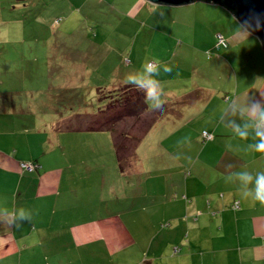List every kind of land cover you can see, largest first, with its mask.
<instances>
[{
    "label": "crops",
    "instance_id": "1",
    "mask_svg": "<svg viewBox=\"0 0 264 264\" xmlns=\"http://www.w3.org/2000/svg\"><path fill=\"white\" fill-rule=\"evenodd\" d=\"M101 2L118 6L122 16H130L136 33L125 46L118 38L115 44L99 48L93 44L90 66L85 68L82 62L75 65L78 71L74 72L90 75L97 91L108 83L104 92L125 95L127 90L122 91L129 87L130 97L124 99L131 108L132 122L129 125L118 115L114 108L118 102L113 100L95 116L84 114L105 125L102 130L106 131L100 132H110L111 146L100 154L91 148L93 153H85L86 159L67 165L52 163L44 153L20 158L17 151L0 148V210L17 214L11 224L3 221L12 217L0 216V264H77L76 247L90 251L93 245L122 256L118 264H264V205L253 206L241 199L239 182L233 176L244 171L253 176L264 172V155L249 147L256 143L254 133L242 140L235 131L247 120L242 115L247 106L264 104L261 42L219 5L203 1L182 7L156 6L146 0ZM3 3L19 8L24 25L29 3L0 0ZM32 3L38 10L42 0ZM199 15L222 18L202 52L186 48L191 43L189 36L199 31L185 37L173 32L185 25L214 26ZM33 19L42 25L46 22L42 13ZM218 34L225 37L227 47L216 46ZM52 37L44 40L49 43ZM213 52H217L216 59ZM65 54L57 51L62 59L73 56ZM110 57L120 61L106 71L103 65ZM156 61L159 75L154 79L159 81L158 92L162 89L160 99L165 103L160 110H150L151 101H145L144 91L124 81L127 75L140 73L146 62ZM216 64H225L229 82L201 83L199 76L215 74ZM164 65L172 71L164 72ZM146 116L150 124L139 136ZM113 118L115 131L105 124ZM121 134V141L138 139L130 162L124 165L115 146V137ZM5 136L0 132L1 145L6 143ZM24 162H36L40 167L29 172L21 168ZM235 202L238 209L233 208ZM20 210L30 218L20 220Z\"/></svg>",
    "mask_w": 264,
    "mask_h": 264
},
{
    "label": "rangeland",
    "instance_id": "2",
    "mask_svg": "<svg viewBox=\"0 0 264 264\" xmlns=\"http://www.w3.org/2000/svg\"><path fill=\"white\" fill-rule=\"evenodd\" d=\"M25 1L29 3L28 14L33 16L26 14L24 25L20 23L19 8L15 9L12 4H0V132L6 133V143L0 144V148L8 153L17 151L20 158L30 157L35 152L44 153L46 159L58 165L77 162L78 158L86 159L85 153L88 152L95 151L100 154L106 148V151H109L110 132H100L106 130L92 128L95 122L101 123L86 118L84 114L95 116L106 108L103 106L113 100L112 103L118 102L114 107L117 108L118 115L125 117L124 120L130 125L131 108L128 109L129 104L126 103L123 95L104 92L108 83L103 86L102 91H97L95 88L97 85L90 80V75L80 76L74 72L77 70L74 67L82 65V62L85 68L90 66L92 58L88 55L94 50L93 44L99 48L105 43L115 44L118 38L119 44L127 45L129 39L136 33L135 26L130 23L132 19L130 16H122L118 6L113 7L111 3H103L101 0H42L38 10L32 3L33 0H23V5L26 4ZM218 10L225 13L221 9ZM38 13L44 15L46 21L44 25L33 19ZM199 18L214 26L208 28L203 23L201 27L185 25L183 28H173V32L185 37L187 33L199 31L189 36L188 40L191 43H186V48L192 46L202 52L211 34L220 28L222 22H219V19L222 18L218 15H199ZM53 19L54 25H48ZM50 35L53 37L48 43L44 37L49 38ZM57 38L61 41L55 42ZM196 39H199V43L195 42ZM53 46L59 48L56 47L51 51ZM57 51L63 54L66 52L65 55H73L74 58L62 59V55H57ZM204 52L208 51L205 49ZM211 56L216 59L217 52H213ZM126 58L128 59V57L124 59ZM203 60L208 61V57ZM118 61H120L119 57H110L103 68L111 71ZM224 65L216 64V73L199 76V81L204 84L217 82L219 85L229 82ZM127 70L128 68L124 69ZM235 80L233 76L232 81ZM119 103L123 104V109ZM127 113L130 116L126 117ZM150 121L151 119L146 116L140 123L139 128L142 131L139 130V136L143 130H146ZM127 127L129 126L125 125L124 128ZM75 132L81 134H73ZM133 140L121 141L120 138L115 140L118 145L117 154L123 165L130 162L127 157L132 155L131 151L136 144L135 137ZM122 146H126L127 149ZM91 148L93 151L90 150ZM107 164L110 168L112 164L110 158ZM110 176L111 174L109 178ZM96 214L91 213V216ZM75 254L77 264H86L85 261L88 259L97 260L98 263L101 260L100 264H118L122 259V256L108 254L96 245H93L90 251L77 246ZM79 259L81 260L78 262Z\"/></svg>",
    "mask_w": 264,
    "mask_h": 264
},
{
    "label": "clouds",
    "instance_id": "3",
    "mask_svg": "<svg viewBox=\"0 0 264 264\" xmlns=\"http://www.w3.org/2000/svg\"><path fill=\"white\" fill-rule=\"evenodd\" d=\"M251 27V25H249ZM159 61L146 62L142 66V71L137 74H130L125 77V83L136 85L142 89L145 93V101L149 103L150 110H160L163 107L165 101L160 99V92H158L159 81L154 79L159 75ZM163 70L166 73H170L172 69L164 65ZM242 115L247 117L243 126H236V135L242 139L247 140L250 133H254V139L256 143L249 147L256 153L264 155V104L256 102L251 106H247ZM236 180H238L240 189L239 195L241 199L249 202L251 205L259 203L264 205V172H258L253 176L250 172L244 171L233 174ZM233 177H228L231 180ZM0 216L12 217L11 220H4V223H14L17 218V214L14 212H7L0 210ZM20 220L29 219L30 217L20 210L18 213Z\"/></svg>",
    "mask_w": 264,
    "mask_h": 264
},
{
    "label": "water",
    "instance_id": "4",
    "mask_svg": "<svg viewBox=\"0 0 264 264\" xmlns=\"http://www.w3.org/2000/svg\"><path fill=\"white\" fill-rule=\"evenodd\" d=\"M156 6L182 7L203 1L229 11L250 34L257 37L264 50V0H146ZM251 25V27H249Z\"/></svg>",
    "mask_w": 264,
    "mask_h": 264
},
{
    "label": "trees",
    "instance_id": "5",
    "mask_svg": "<svg viewBox=\"0 0 264 264\" xmlns=\"http://www.w3.org/2000/svg\"><path fill=\"white\" fill-rule=\"evenodd\" d=\"M128 88H129V87H127V89H126L128 94L125 93V95H123V96L126 97L127 99L130 97V94H129V90H128ZM126 95H127V96H126ZM139 95H140V97H142V98L144 97V96H142V93H141V92L139 93ZM144 108H145V106L143 105L142 108H141V110L143 111ZM115 120H116V118H113V119H111L110 121L105 122L106 125L108 124L107 128H110V130L115 131V130L117 129V128L115 127V126H116ZM95 123H96V124L92 125V128L94 127V129H101V130H102L103 128H105V127H103V126H105V125H103V124H99L98 122H95ZM92 128H89V129H92ZM78 129H80V127H79ZM121 136H122V134L119 135V137H117V138L119 139ZM117 138L115 137V140H117ZM136 140H138V139H136ZM115 146H116V147L118 146L117 143H115ZM122 148L127 149L126 146H122ZM127 159L130 160L131 157L129 156V157H127ZM127 159H126V160H127ZM120 161H121V159H120V157H119V162H120ZM30 163H34V164L39 165V164L36 163V162H30ZM23 170H24V169H23ZM35 170H37V169H35ZM35 170H33V171H35ZM26 171H28V170H26ZM29 172H32V171H29Z\"/></svg>",
    "mask_w": 264,
    "mask_h": 264
},
{
    "label": "built area",
    "instance_id": "6",
    "mask_svg": "<svg viewBox=\"0 0 264 264\" xmlns=\"http://www.w3.org/2000/svg\"><path fill=\"white\" fill-rule=\"evenodd\" d=\"M217 47H227V41L225 39V37L222 35V34H218L217 35V44H216ZM206 137L208 138H211V135L208 134L207 132H204ZM40 166L37 165V164H34V163H30V162H24V163H21V168L24 169V170H28V171H33L35 169H38ZM233 208L234 209H238L239 208V203L238 202H235L234 205H233Z\"/></svg>",
    "mask_w": 264,
    "mask_h": 264
}]
</instances>
